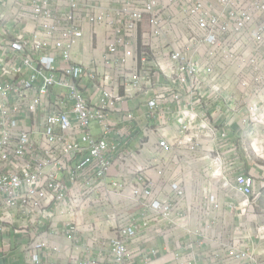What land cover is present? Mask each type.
I'll return each instance as SVG.
<instances>
[{"label": "built area", "instance_id": "2783aa9c", "mask_svg": "<svg viewBox=\"0 0 264 264\" xmlns=\"http://www.w3.org/2000/svg\"><path fill=\"white\" fill-rule=\"evenodd\" d=\"M262 128L264 0H0V240L40 225L27 264H101L103 238L108 264H136L152 223L215 244L211 264H261L225 230L212 241V196L257 208L255 177H227L222 146L234 136L249 157ZM0 264H14L1 248Z\"/></svg>", "mask_w": 264, "mask_h": 264}, {"label": "crops", "instance_id": "0c3cea01", "mask_svg": "<svg viewBox=\"0 0 264 264\" xmlns=\"http://www.w3.org/2000/svg\"><path fill=\"white\" fill-rule=\"evenodd\" d=\"M114 4L121 0H112ZM85 57L81 59L84 62H89L91 54L89 50ZM95 56H100V52H96ZM259 133H255L251 139H248L246 145L250 156L246 154L242 148V144L232 136L231 140L222 146L224 152L229 159V168L226 170L227 177H233L237 174L246 173L252 175L256 179L255 193L258 196L256 201L257 208L250 209L247 205V200L237 195L234 189H227L225 192L213 190L212 199L215 202L221 203V211L218 216V223L214 231L216 241L220 233L225 230L227 238L229 236L234 240L236 246L246 247L252 244L256 247V252L260 255L261 264H264V129H257ZM253 147L256 151L253 150ZM206 163L200 162L197 168L200 170L198 176L206 175L203 169ZM197 169V170H198ZM109 222L105 224L103 235H108L109 227H112L114 221L108 217ZM195 227L198 222L192 224ZM18 228H9L0 240V248L6 263L13 262L14 264H27L28 258L25 254V246L33 243L34 239L42 234L40 225H27L25 221L18 222ZM47 226V225H46ZM28 230L21 233L20 229ZM163 228L162 223H152L150 232L145 233L148 229L140 232L137 237H134L130 244L131 250L134 252L133 260L136 264H171L176 252H182L184 260L193 261L195 264H211L213 253L218 247L215 244L193 243L190 236L183 229L163 234L160 229ZM199 228V227H197ZM211 233H209L210 235ZM248 236V238H246ZM109 241V238H103L102 244L95 250L90 252V255L98 257L101 264H108V254L104 249V245ZM48 242L59 243L63 248L70 243L67 239L60 240L49 239ZM85 242H90L86 240ZM83 257L87 252L83 247H79ZM156 249L158 254L154 256L152 250ZM55 261L63 262L64 255H54Z\"/></svg>", "mask_w": 264, "mask_h": 264}]
</instances>
